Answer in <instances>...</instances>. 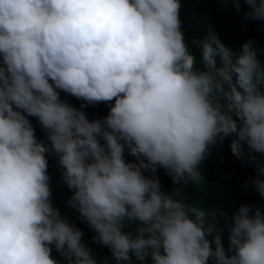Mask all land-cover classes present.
<instances>
[{
  "label": "clouds",
  "instance_id": "obj_1",
  "mask_svg": "<svg viewBox=\"0 0 264 264\" xmlns=\"http://www.w3.org/2000/svg\"><path fill=\"white\" fill-rule=\"evenodd\" d=\"M245 2L246 17L264 20V0ZM180 10L181 0H0V264H264L259 203L231 217L189 212L155 175L198 184L211 146L232 135L231 152L255 165L245 187L264 198V49L249 37L234 51L209 23L197 55ZM59 90L114 103L90 119ZM48 154L66 204L111 260L54 205Z\"/></svg>",
  "mask_w": 264,
  "mask_h": 264
},
{
  "label": "trees",
  "instance_id": "obj_2",
  "mask_svg": "<svg viewBox=\"0 0 264 264\" xmlns=\"http://www.w3.org/2000/svg\"><path fill=\"white\" fill-rule=\"evenodd\" d=\"M239 4L240 8L237 11L234 0H181V27L184 30L190 50L199 55L193 41L202 38L209 23L222 41L232 47L234 51L238 50L242 42L249 37L253 39L258 49H264V20L246 17L245 13L248 11L249 5L246 4L245 0H239ZM217 61L219 62V58ZM59 91L61 98L74 106L80 107L83 104V110L90 119L102 118L107 114L109 105L114 103L113 98V101L88 104L63 90ZM29 120L35 129L37 138H45L46 133L37 118L29 116ZM232 139L233 136L229 135L224 138L222 143L217 141L211 146L209 155L200 165L201 178L198 184L189 181L187 184L175 185L167 171L163 167H158L155 175L158 176L162 189L169 191L175 187L179 192V198L184 201L189 212L193 210H203L206 213L217 212V214L225 212L231 217L242 203H259L262 211H264V198L259 196L254 185L249 183L245 187V181L250 180L255 175V165L241 161L231 152L230 142ZM246 149L247 146L245 145ZM256 156L264 158L260 153H256ZM125 157L127 160H135V157L130 155L127 150H125ZM48 159L54 205L59 207L62 215L67 212L70 220L82 229V241L94 250L98 259L108 258L111 260L110 249L92 239L93 230L86 222L78 218L76 209L66 204L67 198L71 195V190L63 182H59L60 170L54 165L56 156L48 154ZM145 174H151L150 170ZM208 219H211V216H208ZM219 225L223 229L222 234L226 240L229 231L228 222L221 217ZM51 255L58 260H63L54 246ZM133 260L135 264H141L135 257ZM146 261L150 264V256L146 257ZM209 264H213L211 258Z\"/></svg>",
  "mask_w": 264,
  "mask_h": 264
}]
</instances>
